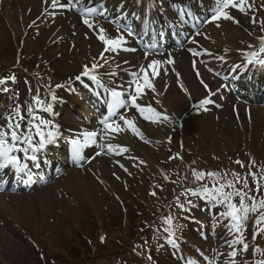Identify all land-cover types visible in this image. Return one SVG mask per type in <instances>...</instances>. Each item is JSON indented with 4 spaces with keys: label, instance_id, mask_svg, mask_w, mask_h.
<instances>
[{
    "label": "rangeland",
    "instance_id": "rangeland-1",
    "mask_svg": "<svg viewBox=\"0 0 264 264\" xmlns=\"http://www.w3.org/2000/svg\"><path fill=\"white\" fill-rule=\"evenodd\" d=\"M10 1L17 8L12 23L20 29V33H16L2 15L0 5V79L15 76V81L9 82L19 92V99L7 105L9 110L0 118V125L6 123L5 117L17 105L22 106L27 117V106L33 94L38 92L44 97L45 92L41 90L44 83L56 82L57 76L73 77L97 56V53L91 52V58H88L85 52L80 61L74 53L76 50L66 48L65 44L75 43L73 49L78 44L77 48L80 47L81 51L82 44L94 49L93 38L87 42L78 24L71 29L66 17L73 23L77 21L70 10L57 13L58 23L45 17L28 0ZM112 2L109 0V3ZM250 3L253 4L250 13L254 17L262 15L264 21V0H250ZM237 13L242 27H235L240 36L237 34L232 43L238 50H243L250 44L256 45V40L264 36V32L259 24L250 23L244 13ZM33 20L37 22L27 30ZM61 23L66 41L56 39L57 43L52 45L51 39L61 28ZM103 26L108 28V25ZM248 26L252 37L243 32V28ZM76 33L83 38H76ZM17 52L19 62L15 64ZM180 58L187 62L178 71L181 79L175 80L169 74L159 76V94L147 90L145 101L141 102L150 104L161 113L165 104L172 113L168 124H154L135 109L127 110V118L134 120L140 134L128 128V142L117 143L115 156H111L113 151L104 149V154L96 156L94 162L86 166H71L50 183L27 193L0 192V264H187L188 259L205 264L200 253L208 258L224 253V257L218 258H227L229 247L226 243L217 246L215 242L228 233V220L216 224L217 216L226 209L213 205V213L207 212L202 203L190 194L189 189L199 186L193 170L219 173L218 177L206 178L204 182L209 185L214 181L226 183L233 179V173L243 177L251 171L256 174V180L249 177L248 184L252 189L249 194L257 199L264 195V189L255 191L257 183L264 184V112L256 106L250 107L249 111L239 106L236 116L230 99L223 111L199 116L192 113L182 120V126L178 128L176 118L187 111L189 103L194 104L200 98L199 90H202L201 84L195 88L189 80L188 74L193 73L187 55ZM124 62V58L111 57L110 65ZM198 70L210 89L217 86L218 82H214L200 65ZM181 83L191 98L181 89ZM5 91L11 95L9 88ZM76 102L80 104L77 120L84 117L90 122L93 115L89 107H84L86 103H79L78 98ZM64 109L56 108V121L63 129L73 133L82 123H78L75 116ZM41 116L37 112V117ZM90 124L94 125L92 121ZM96 147L90 149L89 154L101 151ZM123 147H127L128 151H122ZM15 154L22 156V152ZM113 158L115 161L111 160ZM237 160L242 161L245 167L235 163ZM92 173H96V177ZM94 178L102 181V186ZM235 186L243 187L239 183ZM234 202L238 203V199ZM178 203L184 205L183 210L177 206ZM258 214L250 213L247 225L255 221ZM167 217L173 218L171 227L179 238L178 248L165 240L167 233L164 230L170 227L165 222ZM123 227L125 230L119 232L117 228ZM105 230L113 232L110 235ZM99 232L107 236L104 243L98 239ZM244 235L250 239L249 233ZM222 240L226 241L227 237L220 238ZM252 243L264 249V233L256 236ZM177 250L183 252L184 263L176 258ZM246 259L238 258V261L240 264H251V257ZM220 264L223 263L220 261Z\"/></svg>",
    "mask_w": 264,
    "mask_h": 264
},
{
    "label": "snow or ice",
    "instance_id": "snow-or-ice-1",
    "mask_svg": "<svg viewBox=\"0 0 264 264\" xmlns=\"http://www.w3.org/2000/svg\"><path fill=\"white\" fill-rule=\"evenodd\" d=\"M44 3H50L53 9L67 8L71 10L75 7L74 0H67L66 3H62L61 0H44ZM252 7L253 4L250 3L249 0H214L212 14L207 22L214 23L220 20H231L238 24L239 22L229 14V9H237L247 15ZM95 13H97L96 8H88L82 11L81 15H92ZM99 14L103 15L104 13L101 11ZM177 15L183 20V18L189 14L183 10H177ZM82 22L88 29L96 33V39L102 47V51L99 55L92 58V63L90 65H83L81 72L75 77H70L67 84H56L55 88H53L51 84L46 85L45 87L48 93L47 98H42L38 92L33 94L32 101L27 106V117L22 110V106L17 105L13 112L5 117L6 123L0 125V170L11 168L18 177L21 174L27 176V179L22 181L25 184L33 180L34 174L29 169L28 163H23L21 157L15 153H24L23 159L25 161H31L36 167H39L37 163V154L46 150L50 145L56 144L61 136L59 125L53 120L45 119L42 116L39 118L37 117V112L55 115L54 105L62 102V98L56 94L55 89L67 87L70 91L74 92L76 91L74 84L79 82L85 88L94 87L102 90V92H97L98 97L100 95H106L107 97L106 115H103L98 121L99 125H102V128L99 131H82L69 142L72 157L76 161L84 159V149L93 145L101 149V151L95 153L96 156L104 154L103 150L105 148H107L108 151L115 150L111 144H97V137L107 139L111 134H119L126 131L127 129L125 126L130 128L134 133L140 134V130L137 128L134 120L127 118V110L135 109L146 120L169 121L171 119L169 115L161 113L150 104H142L138 101H142L147 95L146 90H151L152 92L156 91L154 80L159 75L160 66L166 63H173V61L160 59L148 60L150 53L145 51L144 59L148 62L138 65V71L131 72L130 75L133 78L127 85L119 83L112 87L110 84L115 83L113 78L117 73L109 70L101 74L99 71L109 64V57L106 54L116 53L119 50L136 51V49L123 47L126 43V39L119 29L116 37H110L107 35L106 29L102 27L97 29L88 18H84ZM250 22L259 24L260 30L264 32V21L255 17H250ZM125 32L127 35H133L128 29H125ZM196 35H202V33L197 32ZM258 41V46L249 45V48L255 50L243 53V55L248 65H256L264 68V36H259ZM191 42L195 43L196 41L192 40ZM189 51L193 56H199L201 54L194 49H189ZM220 59L223 60L224 57L221 56ZM125 63L128 62L126 61ZM242 66L243 65H235V68L239 69ZM117 67H119V65H117ZM177 75L179 74L177 73ZM197 75H199V73H197ZM105 77H107L109 83L105 82ZM15 79V76L7 79H0V86L5 85L9 80L15 81ZM201 84L204 85V88H208V85L204 83L203 80H201ZM180 87L189 98H191V94L188 93V90L184 88L182 83ZM221 87L227 88L228 85H221ZM214 95L215 93L209 90L208 95L202 98L199 104L195 106L202 107L213 103L210 97ZM157 103H159V101H157ZM121 109L126 111L120 112L119 110ZM141 138H143L142 135ZM122 151L127 152L128 148L123 147ZM235 163L240 165V167H245L242 161L237 160ZM121 167L123 166L121 165ZM251 167L252 164L250 163L249 168ZM125 171H127V169H125ZM232 175L233 179L226 183L214 181L209 185L204 182L206 178L218 177L220 176L219 173L193 170V176L199 186L195 189L188 190L191 195L199 199L211 201L214 205H220L226 209L220 212L216 219V224H219L223 220L229 221L226 225V230L230 238L227 239L225 243L231 250L227 253V259L224 260V264H238L236 259L237 256L241 253L248 252L250 245L244 233L250 213H259L254 221L257 225V231L253 233L252 238L254 239L256 236L264 233V195L257 199L255 195L249 194L252 189L249 188L248 179L251 177L255 181L256 174L250 171L243 177L239 173H233ZM238 183L242 184L243 187L237 188L235 185ZM226 189L232 190L228 191ZM245 189H247V191H245ZM261 189H264V184L257 183L255 191L260 192ZM154 194L155 193H153V195ZM234 199H238V203L234 202ZM188 204L191 205L192 201L189 200ZM177 206L182 210L184 209L183 204L178 203ZM165 222L170 226L164 230L167 233L165 240L168 244L178 248L179 244L177 241L179 238L175 235V229L171 227L173 218L167 217L165 218ZM101 240L103 241V237ZM253 254L257 257L264 256V249L256 246L253 249ZM224 255V253H216L210 258L208 264H220L218 257L222 258ZM150 258L151 257H149V259ZM187 264H198V262L188 259ZM254 264H264V259L257 258L254 260Z\"/></svg>",
    "mask_w": 264,
    "mask_h": 264
},
{
    "label": "bare ground",
    "instance_id": "bare-ground-1",
    "mask_svg": "<svg viewBox=\"0 0 264 264\" xmlns=\"http://www.w3.org/2000/svg\"><path fill=\"white\" fill-rule=\"evenodd\" d=\"M26 1V0H25ZM30 4L34 5L35 7H37L38 9H42V6H41V1L42 0H28ZM44 1V0H43ZM42 1V2H43ZM2 2V5L1 7L3 8V10L1 11L2 12V15L7 18L8 22L11 23V25L13 26V29L15 30V32L17 33H20V29L18 27H16L12 22H13V18L16 14V6L14 3H12L10 0H1ZM62 3H65L64 0H61ZM74 3L77 7L80 6V3H81V0H74ZM44 8H48L49 10L53 8L51 7L50 3H45L44 4ZM87 9V8H86ZM49 16H51L52 18H54V14L53 12L49 14ZM216 24V22H214L212 25ZM204 35H206V39L205 40H200L199 42L201 43H204V44H208V46H213L214 49H216V51H218L220 54H223L225 53L226 51L228 52V55L231 56V60H234L238 55H240L237 50L235 51V49L233 48V44H232V41H233V38L235 36H240V33L237 29L231 27L230 25L226 24V23H221L220 27H215V26H210L208 28H206L204 30ZM62 34L60 32H57V34L55 35V37L57 36H61ZM54 37V38H55ZM205 41V42H203ZM197 42V41H196ZM191 45H197V43H190ZM128 42L126 41V43L124 44V48H128L129 46ZM101 44L98 42V41H95V47L94 49H89L87 47H84V50L87 54H90L91 52H94V53H98V52H101ZM198 50H200V48H198ZM229 50V51H228ZM138 52V51H136ZM117 56L118 57H126L127 59V62L125 65H124V68L123 70L125 71H129V76L132 77L130 74L131 72L133 71H136L137 68H138V65L140 64H146L148 61L146 60H143V59H133L131 55H129V52L128 51H125V50H119L118 52H116ZM89 57V55H88ZM224 59H228L227 57L223 56ZM78 58H80L79 60H81L82 58L78 56ZM156 59H160L161 58H156ZM223 59V60H224ZM149 60V59H148ZM109 62H110V56H109ZM183 62H185V60H183ZM208 62H212V61H208ZM163 65V64H162ZM162 65L160 66V71L161 72L160 74H163L164 71L165 72H168V68L167 67H164V69L162 68ZM174 66L176 67H179L181 66L182 68H184V64L179 62V61H176L174 63ZM133 69V71L131 70ZM101 74H103L104 72H106V70L103 68V69H100L99 70ZM190 72V70H189ZM188 77H189V80L191 81L192 83V86L197 88L199 87L196 83V81L194 80L193 76L191 74H188ZM132 78H130L131 80ZM115 82V80H114ZM129 81L125 80V79H122L121 82L119 83H124L125 85H127ZM109 83V81H108ZM117 84V82L115 83H112L110 85H112V87H114L115 85ZM200 89V88H199ZM199 94H202V90H199ZM101 98V97H100ZM99 98V99H100ZM141 103V101H138ZM162 110H163V113H166L165 111H169L168 108L166 107L165 104H163L162 106ZM170 113V111H169ZM151 121V120H150ZM159 121H155L154 120V124H157ZM160 122L162 124H168L169 122L168 121H163V120H160ZM122 124V122H121ZM127 129V128H126ZM90 131L92 129H87V127H83L81 130H80V133L82 131ZM116 135V136H115ZM115 138H118L116 141V143H118L120 140L121 142L125 143V142H128V138H127V134H126V131L124 132H121L119 134H111L109 135V137L107 139H103L102 142H104L105 144H114V139ZM115 146V145H114ZM114 149V148H113ZM112 154H114L113 156L116 155V151L114 150L112 152ZM113 160L115 161V158H113ZM1 203V202H0Z\"/></svg>",
    "mask_w": 264,
    "mask_h": 264
},
{
    "label": "trees",
    "instance_id": "trees-1",
    "mask_svg": "<svg viewBox=\"0 0 264 264\" xmlns=\"http://www.w3.org/2000/svg\"><path fill=\"white\" fill-rule=\"evenodd\" d=\"M112 226V225H111ZM118 230H119V232H120V230H121V228H117ZM106 231V233L107 234H110V233H112V232H109V231H107V230H105ZM114 232H116V230L114 229ZM99 236H98V239H100V237H103V239H105L107 236H105L106 234L105 233H102V232H99ZM113 234H117V233H113ZM111 235V234H110Z\"/></svg>",
    "mask_w": 264,
    "mask_h": 264
}]
</instances>
